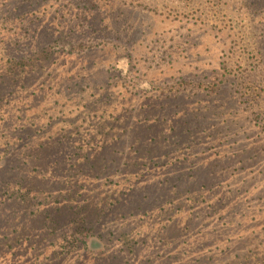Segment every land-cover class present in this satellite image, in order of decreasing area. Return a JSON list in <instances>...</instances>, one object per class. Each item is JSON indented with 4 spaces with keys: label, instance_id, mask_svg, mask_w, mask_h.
Here are the masks:
<instances>
[{
    "label": "rangeland",
    "instance_id": "1",
    "mask_svg": "<svg viewBox=\"0 0 264 264\" xmlns=\"http://www.w3.org/2000/svg\"><path fill=\"white\" fill-rule=\"evenodd\" d=\"M7 151L0 264H264V0H0Z\"/></svg>",
    "mask_w": 264,
    "mask_h": 264
},
{
    "label": "flooded vegetation",
    "instance_id": "2",
    "mask_svg": "<svg viewBox=\"0 0 264 264\" xmlns=\"http://www.w3.org/2000/svg\"><path fill=\"white\" fill-rule=\"evenodd\" d=\"M111 71V70H110ZM118 76H120V73L116 76L117 78H118ZM120 79V78H119ZM109 81L110 80H105L104 82L106 83V82H108L109 83ZM108 86H109V84H108ZM104 96V95H103ZM102 98H97L96 100H101ZM49 116H51V115H48V116H46V119H45V123L40 127V129L39 130H37V132L34 134V135H40L41 134V132H44V131H46V130H49L50 129V127H51V125L53 124V122L54 121H57V120H60L61 118H63L61 115H58V116H53V118H49ZM50 120H48V119ZM52 119V120H51ZM61 134L62 135H64V136H66V132L65 131H61ZM31 136V135H30ZM59 140H57L56 141V144L52 147V148H50L51 149V151H55L56 149H59V148H61V146L63 145V140H62V138L61 137H59L58 138ZM30 140V139H29ZM58 141H59V143H58ZM22 144H27V142H26V139L25 140H23L22 141ZM44 147H45V145H43ZM43 146H41V147H43ZM8 147V146H7ZM43 147V148H44ZM15 148V147H14ZM3 151L5 150V148L4 149H2ZM8 151L7 152H3V156H2V158L0 159V161H1V163H6V164H3V165H1V168L3 169V168H5L6 169V172H9V173H15V172H17L16 170V167H17V165L15 166L14 164H11V162L9 161H5V160H7L8 159ZM18 163V165H20V164H22V163H19V161L17 162ZM86 164H90L89 162H87ZM86 164H84V162H83V165H86ZM87 166V165H86ZM107 167H108V164H106L103 168H102V171H105V169H107ZM18 168V167H17ZM31 173L33 172V170L31 169V170H29ZM17 174H15V176H16ZM14 176V174L10 177V178H7V181H11V182H13V183H15V185L14 186H18V184H19V181H21L20 179H18V178H16ZM14 177V178H13ZM23 177V176H22ZM24 178V177H23ZM162 182H164V180L162 181ZM127 193H129L128 191H127ZM124 194V192L122 193V195ZM125 195V194H124ZM123 195V197L124 198H126L127 196H124ZM3 201L6 203L7 202V198L6 197H4V199H3ZM119 202H120V200H119ZM118 202V203H119ZM117 202H115V201H112L111 202V204H110V206L109 207H113V206H115V204H118ZM73 231H76L77 230V232L76 233H74L73 234V236H75V237H77V238H79L80 239V237H83V238H85V239H87L88 238V243L90 244L89 246H88V248H89V250L90 249H92V251H95V245L96 244H99V245H103L101 242H99V241H97L96 240V238H94V237H92L91 236V234H90V232H91V230H90V228H89V226L88 225H86L85 227H83L82 229H80V227L79 228H73L72 229ZM80 237H79V236ZM77 241V240H76ZM120 243H121V246H120V248L122 249V252H123V254L124 255H129V251H130V253H133V250H132V247L130 246V244L132 243V239L130 240V239H125V238H123V239H120ZM76 244H77V247H78V249L79 248H81L83 245H82V243H81V241H77L76 242ZM65 249V248H64ZM97 250V249H96Z\"/></svg>",
    "mask_w": 264,
    "mask_h": 264
}]
</instances>
